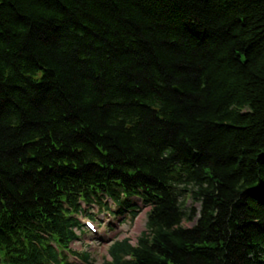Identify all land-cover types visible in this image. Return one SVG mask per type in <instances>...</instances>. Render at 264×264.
<instances>
[{"label": "trees", "instance_id": "obj_1", "mask_svg": "<svg viewBox=\"0 0 264 264\" xmlns=\"http://www.w3.org/2000/svg\"><path fill=\"white\" fill-rule=\"evenodd\" d=\"M95 208H149L100 264H264V0H0V264Z\"/></svg>", "mask_w": 264, "mask_h": 264}, {"label": "rangeland", "instance_id": "obj_2", "mask_svg": "<svg viewBox=\"0 0 264 264\" xmlns=\"http://www.w3.org/2000/svg\"><path fill=\"white\" fill-rule=\"evenodd\" d=\"M193 206L192 201H188L187 207ZM198 207V205H194ZM117 211V209H114ZM88 211V209H87ZM149 208H142L138 211L136 218L128 212L125 216L110 217L106 212L99 208L90 210L88 214H96L97 232L87 229L81 239L72 245L74 251L79 253L88 252L91 255L89 263H84L75 256H69L72 264H100L104 259H109V248L114 240L125 237L132 238L134 241L144 232H147V214ZM82 219L86 223L88 219ZM184 226H191L184 222ZM86 229V227H85Z\"/></svg>", "mask_w": 264, "mask_h": 264}, {"label": "water", "instance_id": "obj_3", "mask_svg": "<svg viewBox=\"0 0 264 264\" xmlns=\"http://www.w3.org/2000/svg\"><path fill=\"white\" fill-rule=\"evenodd\" d=\"M179 91V89H177Z\"/></svg>", "mask_w": 264, "mask_h": 264}]
</instances>
